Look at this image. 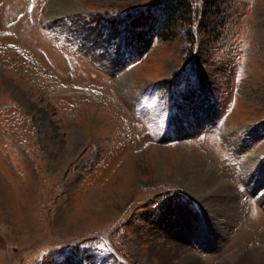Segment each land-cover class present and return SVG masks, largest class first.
<instances>
[{"label":"rangeland","instance_id":"rangeland-1","mask_svg":"<svg viewBox=\"0 0 264 264\" xmlns=\"http://www.w3.org/2000/svg\"><path fill=\"white\" fill-rule=\"evenodd\" d=\"M164 2L0 0V264H264V0Z\"/></svg>","mask_w":264,"mask_h":264},{"label":"trees","instance_id":"trees-1","mask_svg":"<svg viewBox=\"0 0 264 264\" xmlns=\"http://www.w3.org/2000/svg\"><path fill=\"white\" fill-rule=\"evenodd\" d=\"M191 1L192 0H166V2H164L163 11L164 12H173V13L175 11H177L178 13L181 14L182 17H186V15H187V17H189L192 13V10H193V6H191L192 5ZM193 4H194V2H193ZM168 18L160 21L158 24L157 35L160 38L172 37L173 28H172V25L169 23L170 18L169 19ZM188 23H189V25L190 24L192 25L195 22H188ZM189 31L193 35L192 30L190 29ZM193 40H194V38L192 39V41ZM177 75L181 76V73H178ZM180 83H181V79L179 81L176 79L173 86H178Z\"/></svg>","mask_w":264,"mask_h":264},{"label":"bare ground","instance_id":"bare-ground-1","mask_svg":"<svg viewBox=\"0 0 264 264\" xmlns=\"http://www.w3.org/2000/svg\"><path fill=\"white\" fill-rule=\"evenodd\" d=\"M232 200V199H231ZM210 211V210H209ZM165 254H158L162 257V260L165 262V264H168L170 257L168 256V253L166 250H163ZM185 264H199V261L197 259H193V257L188 256L185 261H183Z\"/></svg>","mask_w":264,"mask_h":264}]
</instances>
